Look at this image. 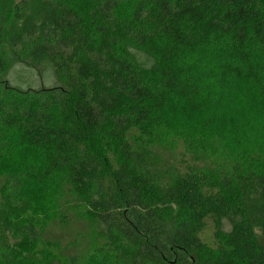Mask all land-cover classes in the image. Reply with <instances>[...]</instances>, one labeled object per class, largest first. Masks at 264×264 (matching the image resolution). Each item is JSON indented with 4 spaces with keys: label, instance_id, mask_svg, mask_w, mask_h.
Instances as JSON below:
<instances>
[{
    "label": "trees",
    "instance_id": "16d2710c",
    "mask_svg": "<svg viewBox=\"0 0 264 264\" xmlns=\"http://www.w3.org/2000/svg\"><path fill=\"white\" fill-rule=\"evenodd\" d=\"M6 51L60 85L11 87ZM240 86L264 97V0H0V264L74 222L117 264H264V169L175 167L156 142L183 110L205 147Z\"/></svg>",
    "mask_w": 264,
    "mask_h": 264
},
{
    "label": "rangeland",
    "instance_id": "374dc122",
    "mask_svg": "<svg viewBox=\"0 0 264 264\" xmlns=\"http://www.w3.org/2000/svg\"><path fill=\"white\" fill-rule=\"evenodd\" d=\"M13 59L12 67L8 74V81L13 88L20 90L50 89L60 85L54 70L49 63H41L37 67H29L21 63L20 58L12 51H6ZM6 53V54H7ZM209 62V58H207ZM213 62V61H212ZM219 116L210 130L205 147L198 142L195 125L199 124L201 117L180 111L178 115L158 127L157 144L161 146V157L172 162L177 167L193 165L194 157H203L200 169L232 170L237 164L254 163L259 169H264V97L259 96L252 87H238L237 95L226 101L219 110ZM229 117L235 118L241 125L240 134L229 131ZM245 126V127H244ZM234 130V129H233ZM190 143H193L190 145ZM200 145V147H195ZM202 154H205L202 156ZM20 155V154H19ZM12 161L17 167H24L29 156L24 153ZM259 155V158H258ZM28 157V158H27ZM20 158L25 160H19ZM11 161L4 163L8 168ZM10 169V168H9ZM37 205L52 208L48 196L37 195L34 198ZM55 216V214H53ZM85 222V221H84ZM74 222L71 229L57 233L61 241L54 242L52 246L39 244V249L47 248L46 253L31 257L28 264H117L113 259L97 252L98 242L93 227ZM203 241L209 245L214 242L211 228L206 231ZM258 242L264 244V237L258 232ZM50 252V253H48ZM6 251L0 247V260ZM207 257V256H206ZM14 259V258H13ZM15 260V259H14ZM17 260H15L16 262Z\"/></svg>",
    "mask_w": 264,
    "mask_h": 264
}]
</instances>
